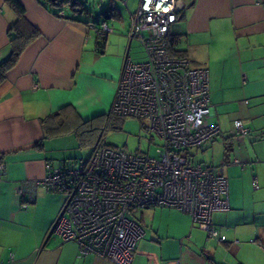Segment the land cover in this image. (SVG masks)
Instances as JSON below:
<instances>
[{"label":"crops","instance_id":"crops-1","mask_svg":"<svg viewBox=\"0 0 264 264\" xmlns=\"http://www.w3.org/2000/svg\"><path fill=\"white\" fill-rule=\"evenodd\" d=\"M18 1L39 35L0 84V164L6 170L0 175V264H113L81 256L76 242L53 231L64 195L28 182L42 180L47 161L79 158L83 143L78 146L75 131L110 113L125 59L133 61L127 30L140 0H107L96 20L80 18L79 6L56 14L42 0ZM178 6L168 40L179 35L175 49L183 44L184 55L209 73V121L220 134L193 153L200 160L207 151L205 163L223 168L229 208L212 212L210 224L225 239L210 238L180 209L142 208L134 214L143 235L131 264H264V0H179ZM16 17L0 0V60L10 52L8 30ZM102 20L113 31L97 38L91 25ZM235 120L247 136L235 135Z\"/></svg>","mask_w":264,"mask_h":264},{"label":"built area","instance_id":"built-area-1","mask_svg":"<svg viewBox=\"0 0 264 264\" xmlns=\"http://www.w3.org/2000/svg\"><path fill=\"white\" fill-rule=\"evenodd\" d=\"M179 0H140L127 30L129 41L144 48L146 59H125L111 113L143 119L157 139L156 157L126 153L98 142L87 157L61 165L45 162V176L30 181L64 195L52 224L63 240L77 243L79 254H94L113 264H131L143 229L137 210L168 206L189 214L192 225L210 238L224 235L210 224L214 211L229 208L227 180L221 165L203 163L191 152L220 134L209 121V73L184 54L168 49L169 28ZM97 37L113 31L102 20L91 25ZM238 137L248 135L241 120L233 123ZM232 163L240 160L234 158ZM6 174L0 164V175ZM255 186H257L255 184ZM24 185L17 188L20 198Z\"/></svg>","mask_w":264,"mask_h":264},{"label":"rangeland","instance_id":"rangeland-1","mask_svg":"<svg viewBox=\"0 0 264 264\" xmlns=\"http://www.w3.org/2000/svg\"><path fill=\"white\" fill-rule=\"evenodd\" d=\"M106 1L80 0L86 12L79 13L78 15L83 20H96L100 11L104 9ZM183 47V44L180 43L177 49L181 50ZM129 55L133 62L144 61L146 59L144 48L136 40H133L130 44ZM81 129L79 131H82V134L80 133L79 136L82 140L77 139L78 146L80 141L83 143L78 148L77 157L79 158L87 157L98 142L126 153H148L150 156L156 157L155 148L157 139L147 130L146 122L143 119L109 113L105 116L92 119ZM191 152H196V149H192ZM206 152L198 154L200 160L204 163L209 162V155ZM134 216L138 217L137 214ZM147 226L149 227V223Z\"/></svg>","mask_w":264,"mask_h":264},{"label":"trees","instance_id":"trees-1","mask_svg":"<svg viewBox=\"0 0 264 264\" xmlns=\"http://www.w3.org/2000/svg\"><path fill=\"white\" fill-rule=\"evenodd\" d=\"M6 2L13 8L17 17L15 21L10 25L8 30L10 52L7 57L0 60V84L5 80L7 73L17 64L24 49L39 35V31L26 20L24 16L25 10L22 4L18 0H6ZM42 2L52 8H55L57 10V12H55L56 14L63 11L65 8L77 9L76 6L81 7L82 11H86L83 8V4L80 2V0H42ZM105 37L106 36L97 38ZM177 44H179V35H174L171 40H168V49L170 53L178 55L184 54L183 51L175 49L174 46H176ZM59 116L60 114L58 112L53 113L45 118L40 119V122L44 126L51 120H54ZM57 131L60 132L61 130ZM75 132L78 136L80 135V133L82 134V131H79V128ZM79 140H82L80 136Z\"/></svg>","mask_w":264,"mask_h":264},{"label":"bare ground","instance_id":"bare-ground-1","mask_svg":"<svg viewBox=\"0 0 264 264\" xmlns=\"http://www.w3.org/2000/svg\"><path fill=\"white\" fill-rule=\"evenodd\" d=\"M110 113H111V110H110ZM112 114V113H111ZM59 214V213H58Z\"/></svg>","mask_w":264,"mask_h":264}]
</instances>
